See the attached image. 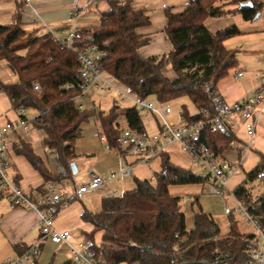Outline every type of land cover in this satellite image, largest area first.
I'll use <instances>...</instances> for the list:
<instances>
[{"label":"trees","instance_id":"1","mask_svg":"<svg viewBox=\"0 0 264 264\" xmlns=\"http://www.w3.org/2000/svg\"><path fill=\"white\" fill-rule=\"evenodd\" d=\"M106 1L108 9L100 14L99 24L78 29L90 38L76 42L75 46L94 43L101 47L105 51L100 58L103 70L138 99L156 98L170 104L179 97H187L196 112L189 115L186 110L182 111L181 118L185 121L198 118L199 108H210L205 84L215 89L218 81L238 64L236 51L226 48L224 41L240 33L239 28L232 24L211 32L205 27L204 19L239 13L244 20H253L256 12L264 10V0H230L235 4L233 8H225L230 5L229 0H189L181 11L166 8L163 31L171 50L160 56H143L138 49L147 44L149 38L138 34L136 28L149 24L145 10L134 9L130 0ZM247 1L252 3L251 7L240 6ZM22 11V2L18 1L12 22L0 25V61L5 62L16 77L14 82L0 81V90L7 95L15 111L20 107L35 111L30 122L44 131L42 143L55 150L66 175L48 171L43 160L24 142L15 145L14 151L23 155L45 182L59 181L71 174L70 164L81 124L91 116L96 114L100 133L111 146L116 144L121 120L131 127L144 129V126L133 103L129 106L114 104L106 113L81 110L77 98L81 95L82 80L76 49L55 40L51 33L27 32L23 28ZM166 63L174 72L173 78L162 71ZM34 84L39 90L34 89ZM67 84L72 87L66 88ZM203 139L216 156H221L235 134L205 130ZM160 157V169L153 175L155 182L134 178L131 189L103 197L98 211L82 209L81 219L92 225V231L85 233V237L91 239L95 231L102 232L101 243L90 244V248L96 255L103 256L106 264L191 261L214 264L215 256H219L221 264H243L255 235L240 233L230 211V231L221 234L215 219L203 210L196 195L190 201L194 226L186 229L182 197L173 194L171 188L204 184L205 176L172 163L165 152ZM261 169H264V156L233 194L256 219L258 227L264 228V191L252 200L245 187L247 182L257 180L256 173ZM16 178H13L15 182ZM39 191L44 192L43 185Z\"/></svg>","mask_w":264,"mask_h":264},{"label":"crops","instance_id":"2","mask_svg":"<svg viewBox=\"0 0 264 264\" xmlns=\"http://www.w3.org/2000/svg\"><path fill=\"white\" fill-rule=\"evenodd\" d=\"M18 1L22 2L23 11L21 19L23 22V28L27 32H34L37 34L52 33L59 37H63V34L70 29L86 28L99 24L100 14L108 9V3L106 0H30L28 4L25 3L24 0H0V25L9 24L12 22ZM130 1L134 9H143L149 16L148 25L136 28V32L138 34L147 36L149 38L148 43L141 46L138 49V52L143 56H160L171 50V44L163 31V28L166 24L165 9L170 8L173 12L181 11L189 0ZM244 21L249 22V32H256V25H252L251 23L253 20ZM229 24L232 25L231 23L221 24L218 17L208 16L204 19L205 27L211 32L228 27L230 26ZM239 30L242 32L241 29ZM225 46L228 49H233L236 51V57L238 61L236 68L230 70V75L232 76L233 70L235 69L243 70V75L240 78L235 79L240 81L243 78V80H241L237 85L238 87H235L234 90L237 92L241 89L238 95L233 96V92L226 90H223L221 93L218 85L222 79L218 81L215 86L217 92L222 95L226 101L231 102L243 96L244 94L253 91V89L257 86L258 81L255 78V73L264 69V37L257 38L256 40H247L239 45H235V43H229L225 44ZM169 68H171L170 64L166 63L162 71L164 74H168V78H173L174 75L172 76L173 73L169 71ZM12 78H15L14 74L7 68L5 62L0 61V81L12 82ZM106 78L111 84H114L116 81L107 74ZM111 81H113V83ZM116 82L119 84V86L125 89V91L129 92L123 84L119 83L118 81ZM99 90L104 91L102 89ZM119 92L122 91L119 90ZM129 94L132 93L129 92ZM133 97H135V95ZM77 103L83 105L84 110L93 109L95 113L108 112L102 111L100 108V103L95 104L88 92L78 97ZM114 104L121 105L118 100L114 99L110 108ZM34 115V110L27 111V116L30 119ZM95 116L96 114L81 124L80 135L76 139L74 145L75 156L72 161L76 167V173L71 171L70 175H67L62 180H59V184L62 189H68L74 183L86 181L91 173L103 175L110 171H118L123 166H130L131 175L129 176L131 177L135 174L132 170L134 165H145L133 162L132 159L122 158L112 152L107 151L104 148L103 142L100 140V128ZM16 117L17 113L11 107L9 98L2 90H0V125L8 121H14ZM119 123L120 126L127 125L124 120H121ZM44 135L45 133L42 129L34 127L30 122L28 124L27 131L17 129L10 135L6 147L5 155L8 173L12 176V178L15 176L17 177L15 183L32 198L42 193L39 190L45 181L42 176L29 164L23 155H19L14 151L15 145H18L20 142L26 143L32 149V151L43 160L48 171H56L57 174L66 175V170H64V167L63 169L62 167H58V163L54 157V155L56 156V154H54V149H50L43 145L42 140ZM232 142H235V140ZM235 143V148H237V142ZM242 148L244 149V147ZM178 149V146L175 144H172L167 148L165 153L167 154L170 161H172L170 159L171 154L176 152ZM244 153L245 151H243V154ZM221 157L222 156H219L218 158L221 159ZM187 158L189 159L188 156ZM160 165L161 157H159V166ZM159 166L158 168L160 169ZM60 170L61 173L63 172L62 174L60 173ZM129 176H116L108 184H104L95 190L82 194L81 196L88 194L91 197V200H87L89 205L95 204V201L92 203L93 198H98L100 200H98L97 205H93V207L81 203V207L77 212V215L73 214L71 216L72 221L70 222L60 221L61 217H65L64 214L57 218L58 213L63 210V208H61L57 212L54 219L55 228L59 231L68 230L71 233L68 241L73 246H86L83 245L85 243L87 246H89L90 243L88 240H91L92 238L88 239L85 237V233H89V231L81 230L79 235L74 233L77 219H79L83 225L92 227L91 223L81 219L80 215L82 209L86 208L92 212H96L100 209V202L103 197L118 195L130 189L128 187H124L128 183L127 179ZM143 179L150 178L144 177ZM255 181L257 180L255 179L250 183H254ZM207 185L208 184L204 182V184L173 186L171 191L173 194L182 197L183 194H188V192H191V190L189 191L185 188V186L188 188L197 186L198 188L193 191L190 198L182 197V210L184 213L186 229L189 230L194 226V215L190 208V201L191 198L196 195L199 197V201L203 210L206 213L212 215L219 226L220 233L225 235L230 231L228 212L230 211L234 216V211H232L233 206L227 204L226 196L209 194L206 191ZM99 189L102 190L96 191ZM246 189L250 194L249 188ZM232 199L235 200L234 197ZM36 220L37 216L33 211L22 206L12 205L6 193L0 190V262L6 257H14L20 254L30 244L37 242L39 246V254L32 263L26 264L68 263L71 256V251L68 245L63 242H51L48 238L41 239L40 230L37 226ZM82 237L84 239L83 242L81 241ZM132 263L121 262L118 264Z\"/></svg>","mask_w":264,"mask_h":264},{"label":"built area","instance_id":"3","mask_svg":"<svg viewBox=\"0 0 264 264\" xmlns=\"http://www.w3.org/2000/svg\"><path fill=\"white\" fill-rule=\"evenodd\" d=\"M29 1L24 0L27 4ZM51 35L55 40H61L66 46H74L76 49L79 76L82 80L79 85L80 96L92 88L102 90L109 88L111 83L106 78L107 73L100 64V58L105 54V51L94 43L75 46L76 42L90 38L89 36H83L78 29L68 30L63 34V37L52 33ZM242 75V69L233 70L234 79L240 78ZM255 78L258 84L253 91L231 102L226 101L216 88L214 89L211 84L206 83L204 91L209 98L210 108H199L197 110L199 117L191 121H185L182 118L177 121L167 119L173 112L169 103L156 98L152 100L138 99L136 96L132 97L123 93L122 101L132 102L139 114L145 112V116L150 113L155 116L156 130L147 132L145 129L128 125L120 126L114 146L109 145L105 136L100 133V140L107 151L145 165L160 157L170 145L175 144L181 152L189 157L192 166L204 170L203 175L208 184L206 191L209 194L234 197L237 206H233L232 211L242 209L246 218L258 228V234L255 235L248 258L243 264H264V231L258 227L256 219L248 214L246 207L234 196L233 191L227 188V181L238 170V165L228 161L219 162V156H216L207 146L203 134L205 130L225 135L230 132L234 133L240 120L245 133L249 137H253L257 117L264 113V69L257 71ZM33 87L35 90H39L38 85L34 84ZM65 87L71 88L72 85L67 84ZM79 108L82 110L83 105L79 104ZM27 111L23 107L17 108L16 119L0 125V190L6 193L12 205L25 207L36 214V223L41 239L48 238L51 242H63L68 245L71 256L67 264H106L104 257L96 255L90 246L75 247L70 244L68 240L71 233L68 230H57L54 226V219L61 208L67 207L85 192L108 184L116 176L131 175L130 166H123L118 171H110L103 175L91 173L86 181L74 183L68 189H62L57 180H49L43 184L44 192L32 198L15 183L8 173L5 155L10 135L17 129L28 130V124L34 116L30 119L27 116ZM256 178L264 183V169L257 171ZM150 181L155 182V178L152 176ZM38 254L39 246L36 242L30 244L20 254L2 259L0 264L32 263ZM175 262L173 261V263ZM213 263L221 264L219 256H215Z\"/></svg>","mask_w":264,"mask_h":264},{"label":"rangeland","instance_id":"4","mask_svg":"<svg viewBox=\"0 0 264 264\" xmlns=\"http://www.w3.org/2000/svg\"><path fill=\"white\" fill-rule=\"evenodd\" d=\"M234 6L235 4L233 3V1H230V5H227V7L225 6V8H233ZM218 18L221 24L222 23L235 24L239 29L242 30V32L226 39L225 44L235 43V45H239L247 40H256L257 38L264 37V10H262V12L260 13L257 19H253V21H251L252 25H256V29H257L256 32L248 31L249 22L244 21L239 13H230ZM169 71L173 73L172 74L173 76L174 72L171 70V68H169ZM165 75L168 76V74ZM241 80H243V78ZM14 81H16V77L12 78V82ZM240 81L233 79V77L230 75L229 72V75L219 82L218 87L220 88L221 93L223 92V90L231 91L234 93V94L232 93L233 96H235L238 95V93H240L241 91V89L238 90L237 92L234 91L235 87H238L237 85L239 84ZM111 82L113 83V81ZM119 90L125 94H129V92L125 91V89L119 86V84H117L116 81L114 82V84H111L109 88L104 91H100L99 89L92 88L88 91V94L92 97L95 104L100 103V108L102 111H108L114 99L118 100L121 106L132 105V102L122 101L123 93L119 92ZM129 95H131L132 97L134 96L133 94H129ZM148 99L152 100L153 98H148ZM170 105L172 107L173 112L171 115L167 117V119L169 120L177 121L181 119V112L184 110H186L189 115L194 114L196 112V108L194 104L187 97H179L174 102H170ZM144 113L145 112L140 113V117L143 122L144 129L147 132H154L156 130L155 116H153V114L151 113L145 116ZM234 134H235L234 140L235 142H237L238 147L235 148L236 146L235 142H230L229 147L221 155L222 156L221 159L220 158L218 159L219 162L228 161L238 165V170L234 172L227 181V188L230 191H234L237 185L243 182L246 174L257 165L260 157L264 156V113L260 114L257 117L255 133L252 138L245 133L243 124L241 123L240 120L238 121V124L234 129ZM240 146L244 147L245 150ZM243 151H245L244 154ZM54 154H56V152H54ZM54 157L55 160L57 161V156L54 155ZM170 159L172 160L171 162L176 165H181L183 167L190 168L193 172L201 175L204 174V170L198 168L197 166H192L187 156L184 153H182L179 149L176 150V152H174L173 154H171ZM158 166H159V157L153 159L149 163V165H134L132 167V170L133 173L135 174L134 176L132 175L131 177L130 176L128 177L127 179L128 183L124 187H128L131 189L134 186V178H138V179L140 178L143 179L144 177L151 178V176L154 175L155 172L159 171ZM58 167H62L63 169V166L59 163H58ZM51 173L55 175L57 174L56 171H53ZM245 187L249 188L250 196L252 200L257 199L258 196L264 191V183L259 182L258 180L255 181L254 183L247 182L245 184ZM185 188L188 189L189 191L191 190V192H188V194H183L182 197L190 198L193 191H195L196 188L198 187L192 186L191 188H188L185 186ZM101 190L102 189L96 191H101ZM232 198H233L232 196H226L227 204L230 206H237V202ZM87 200H91V197L88 194H86L85 196H80L79 199L74 200L67 207H64L63 210H61V212L58 213L57 218H59L62 214H64L65 217L63 218L61 217L60 221H65V222L72 221L71 216L73 214L77 215V212L81 207V203L85 205H89ZM98 200L100 199L93 198L92 203H94L95 201V204H90L89 206L93 207V205H97ZM182 204H183V199H182ZM233 213L237 221V227L240 233L254 234V235L258 234V228L253 224V222H251L246 218V214L242 209L235 211ZM261 229L264 231V228ZM81 230L90 232L92 231V227L88 225H83L80 222V220L77 219L74 233H77L79 235L81 233ZM101 236H102V232L100 230H97L93 233L92 239L88 240V242L90 244L99 245L101 243ZM81 241L82 242L84 241L83 237L81 238ZM83 245L87 246L86 243ZM132 264H138V263L134 262Z\"/></svg>","mask_w":264,"mask_h":264},{"label":"water","instance_id":"5","mask_svg":"<svg viewBox=\"0 0 264 264\" xmlns=\"http://www.w3.org/2000/svg\"><path fill=\"white\" fill-rule=\"evenodd\" d=\"M241 7H251L252 3L250 1L244 2L240 4ZM260 15V12H256V14L254 15V19H257ZM71 170L73 173H76V167L74 165L73 162H71L70 164ZM180 264H209L207 262H203V261H191V262H182Z\"/></svg>","mask_w":264,"mask_h":264}]
</instances>
